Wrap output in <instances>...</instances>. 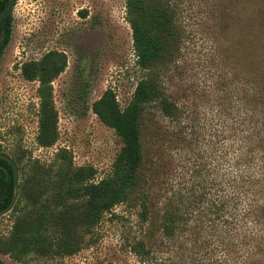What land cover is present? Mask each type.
Returning <instances> with one entry per match:
<instances>
[{
  "label": "trees",
  "instance_id": "1",
  "mask_svg": "<svg viewBox=\"0 0 264 264\" xmlns=\"http://www.w3.org/2000/svg\"><path fill=\"white\" fill-rule=\"evenodd\" d=\"M8 3L0 0V10ZM127 12L143 76L126 107L112 89L93 103V111L123 142L110 173L94 180L95 167L74 165L65 152L51 162L30 153L22 165L26 153L19 151L13 158L20 169L21 198L11 211L15 222L10 233L0 238V250L18 261L74 254L81 248L79 225L94 226L116 205L134 204L142 207L144 221L156 213L163 237L184 249L188 240L205 249L216 236L232 264H264V33L256 36L261 54H254L251 73L243 75L235 101L226 98L218 117L211 163L206 160L193 170L187 191L180 187L169 195L176 159L174 153L168 158L172 151L166 142L195 148L202 138L195 126L191 137L181 128L149 130L154 109L170 120L184 117L185 110L169 96L163 79L179 57L182 31L169 0H127ZM12 20L11 14L0 22V59L11 40ZM67 66L66 53L58 50L21 65L26 79L40 82L42 146L58 140L52 82ZM0 151L8 153L1 144ZM14 192L12 165L0 158V209L10 204ZM136 248L144 256L152 253L145 240ZM156 264L167 263L162 259Z\"/></svg>",
  "mask_w": 264,
  "mask_h": 264
},
{
  "label": "rangeland",
  "instance_id": "2",
  "mask_svg": "<svg viewBox=\"0 0 264 264\" xmlns=\"http://www.w3.org/2000/svg\"><path fill=\"white\" fill-rule=\"evenodd\" d=\"M169 1L182 40L179 57L163 79L169 96L185 114L174 121L154 109L149 130L181 128L191 137L195 126L202 137L195 148L166 142L172 151L168 158L174 153L176 159L167 187L170 195L180 187L187 191L193 170L206 160L211 163V141L220 129L218 117L226 98L235 101L243 75L251 73L254 54H261L256 36L264 33L260 28L264 0ZM12 15L11 40L0 59V144L12 157L26 153L22 165L30 153L51 162L58 152H65L74 165L95 167L94 180L102 179L110 173L123 142L93 111V103L112 89L126 107L143 76L127 0H18ZM51 50L66 53L68 66L52 82L59 135L54 145L46 147L38 141L40 82L26 79L21 65ZM141 211L140 205L118 204L94 226L79 225L81 248L74 254L18 261L0 250V260L5 264H156L162 259L167 264H232L216 236L205 249L192 240L184 249L163 237L156 213L144 221ZM14 222L11 212L0 217V238L10 233ZM142 240L152 251L149 256L136 248Z\"/></svg>",
  "mask_w": 264,
  "mask_h": 264
},
{
  "label": "water",
  "instance_id": "3",
  "mask_svg": "<svg viewBox=\"0 0 264 264\" xmlns=\"http://www.w3.org/2000/svg\"><path fill=\"white\" fill-rule=\"evenodd\" d=\"M17 1L18 0H9L7 7L3 10H0V22L6 19L7 17H9L13 13ZM0 158L7 160L12 165L13 174H14V184H15V192L10 204L0 209V217H2L9 214L14 209L18 201L20 195V169H19V165L11 155L0 151Z\"/></svg>",
  "mask_w": 264,
  "mask_h": 264
}]
</instances>
